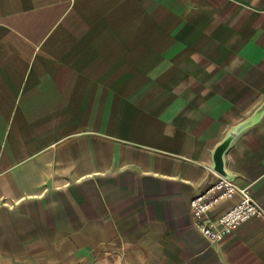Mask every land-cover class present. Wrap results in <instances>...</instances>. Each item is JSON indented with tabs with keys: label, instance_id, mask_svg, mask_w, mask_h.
<instances>
[{
	"label": "crops",
	"instance_id": "crops-1",
	"mask_svg": "<svg viewBox=\"0 0 264 264\" xmlns=\"http://www.w3.org/2000/svg\"><path fill=\"white\" fill-rule=\"evenodd\" d=\"M262 104L264 0H0V264H264V117L226 155L262 213L190 207Z\"/></svg>",
	"mask_w": 264,
	"mask_h": 264
},
{
	"label": "built area",
	"instance_id": "built-area-1",
	"mask_svg": "<svg viewBox=\"0 0 264 264\" xmlns=\"http://www.w3.org/2000/svg\"><path fill=\"white\" fill-rule=\"evenodd\" d=\"M236 194L241 196L239 203L216 219L208 217L211 209L221 201L233 198ZM190 207L195 224L203 236L214 243L221 241L239 225L262 213L250 189L239 188L232 180L224 177H221L203 194L193 198Z\"/></svg>",
	"mask_w": 264,
	"mask_h": 264
},
{
	"label": "water",
	"instance_id": "water-1",
	"mask_svg": "<svg viewBox=\"0 0 264 264\" xmlns=\"http://www.w3.org/2000/svg\"><path fill=\"white\" fill-rule=\"evenodd\" d=\"M264 117V104L260 106L251 116L242 122L232 126L224 139L218 144L213 153V169L222 177L232 180L234 175L227 169L226 155L236 141L249 129L259 123Z\"/></svg>",
	"mask_w": 264,
	"mask_h": 264
}]
</instances>
